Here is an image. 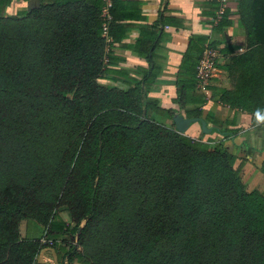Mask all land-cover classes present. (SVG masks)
<instances>
[{
    "label": "trees",
    "instance_id": "16d2710c",
    "mask_svg": "<svg viewBox=\"0 0 264 264\" xmlns=\"http://www.w3.org/2000/svg\"><path fill=\"white\" fill-rule=\"evenodd\" d=\"M9 2L0 0V218L6 222L0 264H46L36 255L51 246L38 237L17 240L11 212L29 178L25 167L37 162L38 139L66 126L68 134L82 135L67 156L74 159L68 172L77 193L74 223L57 213L36 218L49 238L76 234L75 245L52 247L58 257L85 264H264V198L244 189L221 140L209 147L201 129L191 138L164 121L178 111L209 121L222 138L229 134L202 114L204 96L194 91L199 56L214 44L181 57L176 109L165 108L147 97L153 68L132 69L138 79L128 88L100 82L107 58L103 0H40L37 8L6 16ZM211 2L218 7L219 0ZM112 7L109 0L106 36ZM238 14L247 44L264 52V0H240ZM219 18L227 23L225 9ZM240 90L246 98L264 97L260 87L252 95Z\"/></svg>",
    "mask_w": 264,
    "mask_h": 264
},
{
    "label": "crops",
    "instance_id": "0c3cea01",
    "mask_svg": "<svg viewBox=\"0 0 264 264\" xmlns=\"http://www.w3.org/2000/svg\"><path fill=\"white\" fill-rule=\"evenodd\" d=\"M18 1L10 0L8 5L15 10L32 8V0H20L23 5ZM239 2L219 0L214 9L211 0H113L111 35L102 38L107 58L105 78L100 82L128 88L138 79L132 69L153 68L156 76L149 83L147 97L156 99L161 107L176 109V72L181 57H195L201 47L213 43L218 57L212 75L202 90L194 91L204 96L199 105L202 114L219 122V128L229 134L222 138L208 121V131H204L202 139H210L209 147L221 140L233 156L232 166L238 170L244 189L264 198V97L246 98L240 90H250L252 95L251 89L260 87L262 95L264 52L247 44L238 23ZM222 9L226 10L225 24L219 21ZM174 113L185 117L178 111ZM199 132V123L192 122L184 134L196 138ZM40 227L38 223L25 224L21 236L39 237ZM36 260L46 264H85L75 257L69 261L58 257L52 247L42 248Z\"/></svg>",
    "mask_w": 264,
    "mask_h": 264
},
{
    "label": "rangeland",
    "instance_id": "374dc122",
    "mask_svg": "<svg viewBox=\"0 0 264 264\" xmlns=\"http://www.w3.org/2000/svg\"><path fill=\"white\" fill-rule=\"evenodd\" d=\"M22 1L19 0L17 2L18 5H23ZM7 7L8 8L4 7L2 11L6 16L22 11L15 10V8L10 5H7ZM33 8L34 7L30 9ZM88 43L89 41H87V44ZM74 90L75 87L71 86L66 96H71ZM85 103H88V100ZM71 121H73V119H70V122ZM165 123L166 125L172 126L171 118L165 120ZM68 127L69 126L64 127V131L55 132L49 137L47 134L40 137L37 141V149L34 152L37 162L24 169V173H26L29 178L26 182L22 180V186L24 188L19 194V203L14 208V213L11 212L12 217L15 219V231H17L16 235H18L17 240L23 238L21 235L24 225L37 223V217L57 213L70 226L74 223L71 215V208L76 203V198L74 197L77 193L76 190H71L73 187L72 179L69 177L70 175H68L74 159L70 158L69 160L67 156L73 152L75 154L78 150L82 135L78 136L77 129H74L76 134H68L70 130ZM32 173L36 175L34 178H30ZM29 179L31 182H29ZM82 222L83 221H80L79 226L82 225ZM1 223L2 220L0 218V226L4 227L6 222ZM40 226L41 231L38 237L39 244L56 248L59 247V249L61 246L75 245V233L66 232L54 238H49L46 235L45 227L42 224ZM5 233L6 230L0 227L1 237H3ZM61 240L63 242H61ZM56 248L54 249L56 250ZM78 249L80 252H84L86 255L88 254L86 247L78 246Z\"/></svg>",
    "mask_w": 264,
    "mask_h": 264
},
{
    "label": "built area",
    "instance_id": "2783aa9c",
    "mask_svg": "<svg viewBox=\"0 0 264 264\" xmlns=\"http://www.w3.org/2000/svg\"><path fill=\"white\" fill-rule=\"evenodd\" d=\"M103 1H104V5L101 10V16H102L101 35L106 36L107 19H108L106 9L107 6L109 5V0H103ZM217 57H218V51L214 47L212 48L209 46H205L204 49L202 50L196 65V73H195V77L197 81L196 87L198 89L202 90L206 81L211 77L215 59Z\"/></svg>",
    "mask_w": 264,
    "mask_h": 264
},
{
    "label": "water",
    "instance_id": "95a60500",
    "mask_svg": "<svg viewBox=\"0 0 264 264\" xmlns=\"http://www.w3.org/2000/svg\"><path fill=\"white\" fill-rule=\"evenodd\" d=\"M32 7L37 8L40 4L39 0H32ZM171 121H172V126L173 129L178 132L183 134L185 132V130L188 128L189 124L192 122H198L200 129L204 132V131H208V129L205 128V123L202 119H195V118H186V117H182L181 115H179L178 113H174L171 116Z\"/></svg>",
    "mask_w": 264,
    "mask_h": 264
}]
</instances>
